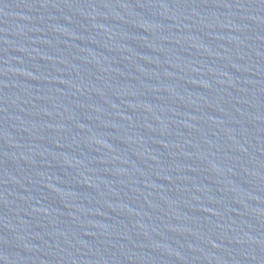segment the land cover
Instances as JSON below:
<instances>
[{
	"label": "water",
	"instance_id": "water-1",
	"mask_svg": "<svg viewBox=\"0 0 264 264\" xmlns=\"http://www.w3.org/2000/svg\"><path fill=\"white\" fill-rule=\"evenodd\" d=\"M0 264H264V0H0Z\"/></svg>",
	"mask_w": 264,
	"mask_h": 264
}]
</instances>
